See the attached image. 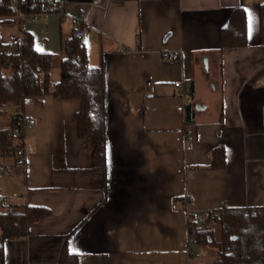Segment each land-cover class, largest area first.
Segmentation results:
<instances>
[{"label":"crops","instance_id":"obj_1","mask_svg":"<svg viewBox=\"0 0 264 264\" xmlns=\"http://www.w3.org/2000/svg\"><path fill=\"white\" fill-rule=\"evenodd\" d=\"M92 1L62 0L60 12L25 29L58 68L74 17L85 13L89 62L104 65L105 134L79 137L78 98L26 99L34 150L22 168L4 160L12 173L1 174L0 194L6 207L51 213L7 241L0 264H61L65 242L78 264H193L182 198L197 213L264 206V0ZM239 7L249 43L222 48L221 30ZM21 30L13 16L0 25L1 39ZM171 52L179 61L165 58ZM184 96L191 102L180 111ZM99 142L103 164L94 158ZM220 145L227 163L214 168Z\"/></svg>","mask_w":264,"mask_h":264},{"label":"trees","instance_id":"obj_2","mask_svg":"<svg viewBox=\"0 0 264 264\" xmlns=\"http://www.w3.org/2000/svg\"><path fill=\"white\" fill-rule=\"evenodd\" d=\"M61 2L18 0L15 3L13 0H0V25L18 16L20 11L28 16L60 12L61 9L55 6ZM259 14L260 40L264 44V3L259 6ZM220 37L222 48L248 45L247 17L243 8L232 11ZM63 48L66 56L60 62V77L53 85L51 71L54 56L37 50L29 31L22 29L20 37L9 42H4L0 36V115L5 114L7 106L12 107L8 122L0 124V149L16 147L20 143L13 129V111L23 109L27 98L45 94L65 99L78 98L81 101L76 113L79 137L105 134L104 65L90 64L88 51L75 31ZM105 154L106 145L99 142L94 153L95 162L103 164ZM226 163L225 147L220 145L213 148L212 166L222 168ZM0 166H4V170L7 168L4 162ZM4 170L0 169V176ZM181 200L185 204V199ZM50 213L48 208L42 206L28 205L23 210L6 207L4 197L0 194V258L5 255L7 241L27 236L31 225ZM201 215L202 218L198 220L197 212L188 211L189 233L195 239L193 246L212 244L217 247L218 257L211 264H264V206H223L205 210ZM59 262L78 264L77 255L69 250L67 242L61 250Z\"/></svg>","mask_w":264,"mask_h":264},{"label":"built area","instance_id":"obj_3","mask_svg":"<svg viewBox=\"0 0 264 264\" xmlns=\"http://www.w3.org/2000/svg\"><path fill=\"white\" fill-rule=\"evenodd\" d=\"M15 3L18 2V0H13ZM101 0H93L92 4H98ZM63 4L62 2L57 4L55 8L62 9ZM18 16L21 18V27L22 29L26 28V22L29 19H36L39 16L42 15H32L28 16L25 15L22 11L19 12ZM75 34L78 37L79 41L81 43H84L85 39L87 38V25H86V18L85 13L82 11L81 13L77 14L75 17ZM165 58L170 61H179L180 55L178 52H171L165 55ZM177 87H180L181 92L183 95L185 94L184 89L181 87V82L177 81L176 83ZM191 102L190 97L184 96V103L180 104L178 106V110L183 111L185 108V103ZM12 120H13V129L15 134L19 137L20 143L16 145L15 151H14V163L17 167H25L27 163L28 155L34 150L33 145L29 144L25 140V135L28 130L32 129L33 126L36 124V119L32 116H29L26 114L23 109H15L12 113ZM1 170H4V166H0ZM176 207L177 205H173ZM185 208L187 211H190L188 208V199H185ZM202 218L201 213H197V219L200 220ZM194 237L192 235L189 236V244L190 246L194 244Z\"/></svg>","mask_w":264,"mask_h":264},{"label":"rangeland","instance_id":"obj_4","mask_svg":"<svg viewBox=\"0 0 264 264\" xmlns=\"http://www.w3.org/2000/svg\"><path fill=\"white\" fill-rule=\"evenodd\" d=\"M60 73V67L56 68L54 67L52 70V81L53 83L58 80ZM10 106H7L5 108V114L0 115V124H6L8 122V115L11 111ZM211 111V110H210ZM15 146H9L5 149H0V161L4 162L6 160L7 162H13V151ZM10 164V163H9ZM6 174L12 173L10 169H7L5 171ZM193 249L195 251L194 257H193V264H211L217 257V247L215 245H207V246H200L195 244L193 246Z\"/></svg>","mask_w":264,"mask_h":264},{"label":"water","instance_id":"obj_5","mask_svg":"<svg viewBox=\"0 0 264 264\" xmlns=\"http://www.w3.org/2000/svg\"><path fill=\"white\" fill-rule=\"evenodd\" d=\"M196 108H197V109H204V108H205V105L198 104V105L196 106Z\"/></svg>","mask_w":264,"mask_h":264}]
</instances>
